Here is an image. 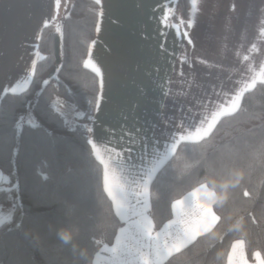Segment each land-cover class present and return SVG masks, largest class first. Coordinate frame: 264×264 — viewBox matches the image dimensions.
<instances>
[{
    "label": "trees",
    "instance_id": "obj_1",
    "mask_svg": "<svg viewBox=\"0 0 264 264\" xmlns=\"http://www.w3.org/2000/svg\"><path fill=\"white\" fill-rule=\"evenodd\" d=\"M195 2L175 0L169 19L189 31ZM99 11L96 0H73L65 16H54L41 30L30 83L0 100V212L13 208L0 228V264H94L123 225L88 143L100 81L85 61ZM29 110L33 122L23 121ZM206 178L228 185L216 189L220 221L162 264H228L239 238L250 260L256 251L264 257V81L208 137L182 142L158 170L150 185L154 230L173 217L175 200ZM69 222L78 233L69 232Z\"/></svg>",
    "mask_w": 264,
    "mask_h": 264
},
{
    "label": "crops",
    "instance_id": "obj_2",
    "mask_svg": "<svg viewBox=\"0 0 264 264\" xmlns=\"http://www.w3.org/2000/svg\"><path fill=\"white\" fill-rule=\"evenodd\" d=\"M174 3L101 0L85 61L100 81L91 141L110 170L114 160L122 161L123 172L116 169V175L127 177L137 192L141 189L134 182L142 185L146 172L170 157L174 138L194 131L201 121L206 127L237 96L240 106L243 94L264 81V0H196L187 36L169 19ZM57 11L56 0H0V97L30 83L41 30ZM4 179L0 169V182ZM136 199L131 198L130 209L141 207ZM12 213L8 207L0 219L6 222ZM145 214L151 219L149 210ZM131 219H121L115 240L101 247L94 264H140L123 252L124 243L134 245L125 239ZM175 219L173 209V217L153 235L159 233L163 240L166 226ZM118 239L123 243L114 254L110 249L118 248ZM240 240L233 241L228 264L229 257L240 260L241 249L233 253ZM242 251L247 255L245 242ZM256 252L251 260L247 255L248 264H258Z\"/></svg>",
    "mask_w": 264,
    "mask_h": 264
},
{
    "label": "snow or ice",
    "instance_id": "obj_3",
    "mask_svg": "<svg viewBox=\"0 0 264 264\" xmlns=\"http://www.w3.org/2000/svg\"><path fill=\"white\" fill-rule=\"evenodd\" d=\"M56 3L58 7L60 0H56ZM100 3L101 0H96V4L99 5ZM166 19L167 12L165 13V20ZM188 27H191V21H189ZM184 35L187 36V31L184 32ZM189 43H191V40H189ZM245 59H247V57H245ZM35 69L36 65L34 61L30 72L31 76L35 75ZM44 83L47 84V81ZM254 85L255 81H253L252 86ZM10 91L13 94L16 93L15 88L10 89ZM5 94H7V91ZM0 99H2V97H0ZM239 99L240 97L237 96L228 107L222 110V112L213 115L211 120L207 122L206 127L204 126V122L201 121V126L196 127L194 131L179 135L178 138H174V142L169 148V153L174 155L182 142L199 143L208 137L211 134L212 129L215 127L220 115H230L238 109ZM88 143L91 144L92 150L95 152L97 159H99L101 164L104 165V191L107 193L108 197L111 198L116 215L121 219L137 217L136 219H131L129 229L127 230V236L125 237V239L134 241V245L129 247L124 243L123 252L124 254L134 255L140 264H160V262L166 257L181 252L182 249L191 243L196 237L203 235L205 232L211 231L220 221V216L213 211V205L221 202L217 200L216 189L217 187L227 189L228 185L224 184L217 186L214 182L206 178L197 188L189 193L185 199H177L172 204V208L175 210L176 219L166 226L167 230L163 234V240L159 233L154 236L153 230L155 226L145 213L151 208L150 185L153 182L158 168L168 159V157L165 156L155 167L146 172L142 185L138 182H134L137 183V187L141 189L137 192L129 185L127 177L121 178L116 175V169H120L121 172H123L124 164L122 161L119 159L114 160L112 169L110 170L108 163L101 158V149L97 147V144L91 140L88 141ZM245 195H247V193H245ZM133 197L137 198L136 203L141 206L139 209H130L129 204ZM7 219L10 220L11 215H9ZM4 223L5 219H0V228L4 226ZM67 228L69 232L78 233L79 231L78 226L74 222H69ZM67 233L68 232L62 233L65 241H68L66 236ZM124 234L125 230L121 229V235L124 236ZM122 243V240L118 239V248L110 249V251L116 254ZM243 246L244 241L242 240L237 241L236 244L233 245V253L236 252L237 248L241 249L240 260L238 262L232 261L231 257H229L230 264H248L247 255L242 251ZM255 257L257 258L258 264H264V258H261L260 252H256Z\"/></svg>",
    "mask_w": 264,
    "mask_h": 264
},
{
    "label": "rangeland",
    "instance_id": "obj_4",
    "mask_svg": "<svg viewBox=\"0 0 264 264\" xmlns=\"http://www.w3.org/2000/svg\"><path fill=\"white\" fill-rule=\"evenodd\" d=\"M72 2H73V0H60L59 6L57 7V9L59 10V11H57L59 13V15L55 14V16H57V17L65 16L66 13H67L68 8H69V6L71 5ZM94 116H95V114H94ZM23 121H25V122L26 121H30V122L34 121L33 118L30 119V110L24 116ZM21 126H22V123L19 124V127H21Z\"/></svg>",
    "mask_w": 264,
    "mask_h": 264
},
{
    "label": "clouds",
    "instance_id": "obj_5",
    "mask_svg": "<svg viewBox=\"0 0 264 264\" xmlns=\"http://www.w3.org/2000/svg\"><path fill=\"white\" fill-rule=\"evenodd\" d=\"M66 236H67L68 240H70L72 238L70 233H67Z\"/></svg>",
    "mask_w": 264,
    "mask_h": 264
}]
</instances>
